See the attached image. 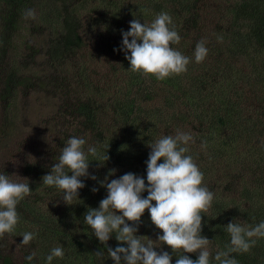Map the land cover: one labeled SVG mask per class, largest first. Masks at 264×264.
<instances>
[{"label":"trees","instance_id":"16d2710c","mask_svg":"<svg viewBox=\"0 0 264 264\" xmlns=\"http://www.w3.org/2000/svg\"><path fill=\"white\" fill-rule=\"evenodd\" d=\"M29 9L35 10L37 21L55 28L46 54L54 71L48 75L45 64L35 58L18 59L17 37L26 29L24 14ZM161 12L172 17L181 37L174 47L191 60L186 74L164 81L130 71L121 50L122 33L130 30L131 21L151 23ZM92 15L84 23L85 16ZM201 40L208 56L198 64L194 52ZM26 44L38 51L37 44ZM87 61L94 62L92 70ZM29 69L36 71L28 74ZM49 81L53 87L45 92ZM40 91L64 99L49 118L58 136L51 164L23 165L32 195L18 205L15 233L0 239V264H30L27 257L33 251L31 264H47L46 257L57 246L65 255L54 258L53 264H114L86 225L85 214L98 209L107 196L101 186L106 178L110 182L133 173L147 183L148 145L178 130L193 136L187 154L215 194L202 233L213 241V255L230 245L225 230L229 223L264 221V0H0V112L7 120L0 127V147L6 155L5 143L14 136L7 127L15 125L19 111H35L28 102ZM63 127H72L71 132ZM72 136L86 140L85 150L96 147L97 154L89 155V173L97 179L81 178L85 188L69 206L42 178L51 174L60 149ZM1 154L0 172L13 175ZM25 232L36 237L28 246L22 245ZM162 234L146 211L137 235L158 242ZM9 241L19 242L18 253L7 251ZM117 246L113 235L108 247ZM157 249L169 252L175 264L177 256L167 245ZM98 251L103 257L95 255ZM187 255L197 259L196 254ZM233 255L238 264H264V239L249 253Z\"/></svg>","mask_w":264,"mask_h":264},{"label":"clouds","instance_id":"9594fccd","mask_svg":"<svg viewBox=\"0 0 264 264\" xmlns=\"http://www.w3.org/2000/svg\"><path fill=\"white\" fill-rule=\"evenodd\" d=\"M24 15L26 19H35V10H26ZM122 36L121 50L133 73L164 81L188 72L191 60L174 47L180 44L181 37L168 13H159L151 23H141L136 18ZM207 56L208 48L201 40L195 47V62L202 63ZM190 142H194L193 136L178 130L174 136H161L150 143L147 183L133 173L110 182L106 178L101 183L107 189V196L100 201L98 209L88 210L84 221L105 246L114 264H172L169 252L156 251L163 245L176 254L175 264H238L233 254L249 253L258 239H264V221L256 225L234 221L225 227L230 245L213 255V241L202 233L203 217H208L215 194L205 185L204 174L193 157L187 154ZM261 144L264 146V141ZM85 145L83 137L67 139L51 167V174L42 178L43 184L62 193L64 203L69 206L79 200V192L85 188L81 178L97 179L89 173V155L95 156L97 149L88 146L85 150ZM104 159L108 161V155ZM114 174V170L109 173ZM21 181L28 180L0 172V239L15 233L20 222L18 205L32 195L30 182ZM146 211L152 224L163 233L158 236V242L137 235ZM113 235L119 242L115 249L108 247ZM22 238V245L28 246L36 237L25 232ZM187 254H196L197 259ZM64 255L62 247L52 248L46 257L47 264H53L54 258L63 259ZM95 255L103 257L104 253L98 251ZM34 258L33 251L27 260L31 264Z\"/></svg>","mask_w":264,"mask_h":264},{"label":"rangeland","instance_id":"374dc122","mask_svg":"<svg viewBox=\"0 0 264 264\" xmlns=\"http://www.w3.org/2000/svg\"><path fill=\"white\" fill-rule=\"evenodd\" d=\"M95 15V14H93ZM85 16L84 23L87 18H93L94 16ZM27 26L23 34H19L17 37V51H20L18 59L24 61L28 58L30 61L32 58H35L40 63H44L47 71L45 74H50V71L54 69L47 63V53H49V42L51 41L50 33L51 30L54 31L55 28L52 26H47L42 24L40 21L31 18H27ZM33 28V30H31ZM26 43L34 46L37 44V52L33 51L31 48L25 47ZM92 48H94L92 46ZM91 56L88 54L87 59H90ZM104 59H109L108 55H104ZM32 62V61H31ZM88 68H94V62L87 61ZM108 61H104L103 67L107 68ZM36 71V69H29L27 73L30 74ZM53 82L49 81L43 91L48 92L53 87ZM60 100H64L60 95L59 98L56 94L54 95H45L44 93L36 92L34 98L28 102V105L35 109L33 113L30 114H20L16 120L15 125L12 123L9 124L7 130L11 135H14L10 140L5 143V149L8 151L7 155L4 153V146L0 147V153L5 158L6 167L9 168L13 175H19L21 178H25L22 175L23 165L26 162H40L51 164L52 161V152L55 146V140L57 134L55 129L50 125L49 118L60 108ZM7 124V120L3 115V112H0V127L3 124ZM72 127H63V131L66 133L71 132ZM5 140L2 139L1 143H4ZM5 167V168H6ZM26 179H28L26 177ZM24 182V181H21ZM21 248L19 242L9 241L7 246V251L12 253H18ZM160 249H157V252H160ZM164 251V250H163Z\"/></svg>","mask_w":264,"mask_h":264}]
</instances>
